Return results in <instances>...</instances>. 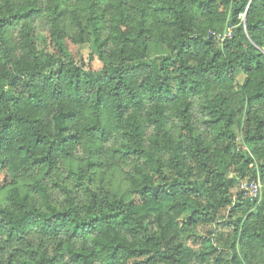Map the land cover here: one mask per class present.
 I'll return each instance as SVG.
<instances>
[{
  "label": "trees",
  "instance_id": "obj_1",
  "mask_svg": "<svg viewBox=\"0 0 264 264\" xmlns=\"http://www.w3.org/2000/svg\"><path fill=\"white\" fill-rule=\"evenodd\" d=\"M71 1L97 70L63 56ZM69 160L61 202L16 184ZM105 165L123 195L94 189ZM0 182V264H264V0H0Z\"/></svg>",
  "mask_w": 264,
  "mask_h": 264
},
{
  "label": "rangeland",
  "instance_id": "obj_2",
  "mask_svg": "<svg viewBox=\"0 0 264 264\" xmlns=\"http://www.w3.org/2000/svg\"><path fill=\"white\" fill-rule=\"evenodd\" d=\"M83 5L81 3L77 4L76 1H71L67 6V16L63 20V35L64 38L60 41V47L63 51V56L66 58H72L74 60H82L86 66H89L93 70H97L101 68L105 59L100 58L98 52L93 44L90 41H84L81 43H75L72 41L71 37L76 35V29L71 22L69 17L70 10L75 8L77 12L81 15L82 21L84 20L83 15L84 11L82 10ZM34 30L37 34L41 36V46L49 51H57L58 43L52 40L48 33V27H46L45 23L41 19H37L33 23ZM166 53L165 47L160 44H154L149 49V55L154 56L158 54ZM243 76L240 75L239 80L242 81ZM238 139L240 138L239 133L237 131ZM77 166L76 161H62L58 168L52 170L50 172H45L40 169H26L21 171V173L16 178V184L23 191H29L31 196H36L33 194L30 184L34 180H39L49 188V192L51 193V197L54 201L61 202L62 195L59 191H57L53 187V182L55 180L61 181L68 188H74V180L68 174L69 169H74ZM235 182L234 187L232 188V192L235 193L242 190V185L246 181L245 178L239 179L235 175H233ZM261 185V193H262V181L258 179ZM93 187L99 193L105 191L109 196L113 194L123 195L126 191V180L124 176L123 169L117 167H109L104 166L101 169V174L97 173L95 179L93 180ZM7 189L6 183L0 182V202L5 201V191ZM262 195V194H261ZM129 197V196H127ZM244 197V195H243ZM251 201V200H250ZM252 202V201H251Z\"/></svg>",
  "mask_w": 264,
  "mask_h": 264
},
{
  "label": "built area",
  "instance_id": "obj_3",
  "mask_svg": "<svg viewBox=\"0 0 264 264\" xmlns=\"http://www.w3.org/2000/svg\"><path fill=\"white\" fill-rule=\"evenodd\" d=\"M230 31L227 29L226 33H223L221 35V39H223L226 35H229ZM242 192L245 197H247L249 200H259L261 196V185L258 180H251V181H245L242 185Z\"/></svg>",
  "mask_w": 264,
  "mask_h": 264
}]
</instances>
